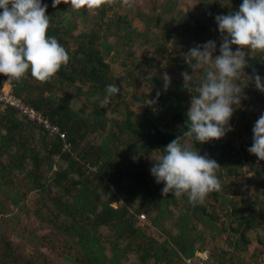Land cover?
I'll use <instances>...</instances> for the list:
<instances>
[{
  "label": "trees",
  "instance_id": "obj_1",
  "mask_svg": "<svg viewBox=\"0 0 264 264\" xmlns=\"http://www.w3.org/2000/svg\"><path fill=\"white\" fill-rule=\"evenodd\" d=\"M163 1L172 0H152L153 8L163 6ZM231 2V6L224 9H214L215 4L209 5L203 16L213 13L216 17L218 14L236 11L234 5H240L242 0ZM173 6L161 7L162 13L173 11ZM200 6L203 7L201 3ZM107 8L108 5H104L99 10H91L95 13L94 17L100 27L106 28L105 35H101L99 29L92 28L90 32H81L75 37V18L81 17V23L87 24V11L67 9L63 5L52 9L48 14L51 16L49 34L56 36L68 50L70 62L50 80L44 82L43 86L32 82L35 78L30 72L18 81L9 80L6 75L0 74V89L8 85L13 96L47 117L65 135L63 141L58 137L49 138L42 127L28 121L14 109L0 104V187L9 183L12 188L14 185L11 176L24 174L28 179L24 188L27 193L43 192L46 183L42 182V168L45 166L48 171H52L57 163L55 157L66 164L65 168L54 173L52 183L57 189L56 193L52 197L49 192L46 197L40 198V206L34 213L50 230L49 233L37 237L38 250L34 255L26 257L19 252L18 246L5 241L0 251V264H51L40 252L42 247L49 249L52 254L62 249L63 259L75 264H187V260L198 264L200 260L194 258L196 252H207V260L202 264H247L241 258V254L247 251L250 244L245 235L258 228V216H246L243 212L245 207H233L230 214H224L226 220L217 227L219 217L215 215L212 205L192 204L186 195L176 198L172 193L164 194V184L156 183L152 175L142 171V164L135 165L129 158L139 152L146 157L160 153L164 146L187 130L186 113L198 83L195 78L193 91L190 92L183 82L171 81L169 86L165 87L157 77H153L148 83V96L154 103H149L150 106H145L140 114H135L123 101L126 118L111 125L107 135H104L97 145L88 147L84 152L77 151L87 135L104 131L107 120L102 117L99 104L105 100L111 102L121 96L118 94L106 98V85L117 83L121 88L124 80L122 77L114 78L110 74L107 58L114 48L108 39L116 37V33L110 30L113 27L122 30L128 39L136 33L130 29L126 16L113 14L106 20L107 13L110 12ZM185 16L187 21L196 20L193 11H188ZM159 25L157 19L156 27ZM197 25L198 30L205 31L198 21ZM189 30L191 28L185 34L177 32L176 36L186 43L192 42L193 47L201 38L194 28L193 33ZM163 34L165 41L173 40L170 32L164 31ZM136 35L145 37L141 33ZM71 42L75 47L71 48ZM258 61L262 62L261 65ZM253 69L264 77V57L252 59L246 73L251 74ZM186 71H190L189 67ZM54 85L73 88L77 96L86 97L94 106L91 112L93 120L82 118L85 107L74 111L69 99L53 96L51 92ZM32 89L37 92L35 97L32 96ZM45 93L48 95L45 96ZM253 100L252 97L250 102L253 103ZM140 101L144 103L142 99ZM242 115L245 116V112ZM255 118L257 120L259 117ZM114 127L118 129L119 138H130L124 151H113V147L109 145L114 136L111 133ZM65 145L67 149L64 148ZM195 147L201 154L207 153L216 159L221 166L218 172H224L229 178L237 177L242 171L241 164L248 162L227 139L196 143ZM41 153H45L44 158ZM72 153L76 154L75 157ZM114 153H117V157H113ZM2 157H6V163L1 161ZM240 158L244 161L240 162ZM120 163L126 165L123 171ZM86 166L91 171L84 175ZM250 169L255 168L251 166ZM254 172L256 178L264 177V170ZM8 189L9 185L6 190ZM261 193L264 195V187L261 188ZM21 195L19 191H13L10 200L15 207L19 206L18 199ZM209 196L216 201L219 191L212 192ZM154 201H157L154 203L157 214L151 216L146 207ZM255 204L252 203L251 209H254ZM170 206L172 209L169 210ZM179 208L183 213L176 216L174 209ZM208 208L212 211H208ZM142 212H147L150 226L159 230L164 240L158 241L136 225L137 218L143 215ZM197 225L202 229H209L211 238H215L217 234L213 230L237 235L238 242L232 243L234 251L209 253L203 238L204 233ZM258 243L263 246L264 253V241ZM66 252L68 253L65 256ZM132 257L135 262L131 261Z\"/></svg>",
  "mask_w": 264,
  "mask_h": 264
},
{
  "label": "rangeland",
  "instance_id": "obj_2",
  "mask_svg": "<svg viewBox=\"0 0 264 264\" xmlns=\"http://www.w3.org/2000/svg\"><path fill=\"white\" fill-rule=\"evenodd\" d=\"M207 1V2H205ZM45 3L49 5L46 14H50L52 9H55L61 5L70 9V0H59V5L53 6L52 0H44ZM200 3L203 7H199ZM214 9H224L230 7L231 0H172L163 1V6L170 8L174 5V10L168 13H162L161 7L153 8L152 0H136L135 6L128 8L123 5L122 0H113L111 5H108V11L106 20H108L113 14L120 16H126L129 19L130 29H133L136 33L144 34L145 37H139L136 33L131 39L126 38L124 32L114 27L110 30L112 33H116L115 38H109L108 42L113 46L114 50L107 58L109 63L110 74L114 78H124L121 83V91L119 93L118 99H112L111 102L105 100V102L99 104L101 108L102 117L107 120L104 131L98 134H89L85 137L83 142L77 151L84 152L88 147L92 145H97L104 137L107 135L109 127L120 123L126 118L125 106L128 105L130 111L135 114H140L145 106H150L149 101L151 100L149 95L150 89L148 88V83L153 77H157L161 84L165 85L163 79L164 74L167 73L171 76V81L183 82L182 72L186 71L189 65H184V53H186L191 48V43H186L177 38V32L187 33L188 29L191 28V33H193V28L198 31L200 36V42L203 43L208 40L217 41V52L219 54V44L222 42V35L218 30V26L215 21V15L211 13L210 16H203L204 11L213 5ZM237 10L239 5H234ZM70 10H66V12ZM188 11H193L195 15V21H187L188 18L185 14ZM95 13L91 10L87 11L88 23L83 25L81 23L82 18H75L76 30L73 32V37L81 32H90V29L100 30L101 35L107 33L105 27H100L99 22H97L94 17ZM159 19V26L156 27V20ZM176 19V21H174ZM184 20V21H183ZM197 21L199 26H203L205 31L198 30ZM177 29V30H176ZM164 31L170 32L173 40L165 41L163 37ZM119 36V37H118ZM122 38V39H121ZM75 39V38H74ZM192 41V40H191ZM197 44V43H196ZM75 47L72 45L71 48ZM236 47V46H233ZM246 59L248 60V66L246 70L250 67V62L252 59L258 57H264V52L258 50L245 49ZM184 63V64H183ZM261 65L262 62L258 61ZM190 73H191V68ZM195 79L199 81L202 79V70L198 71L195 75ZM35 85L43 86L44 82L33 80ZM169 86V85H168ZM32 96H36L37 92L32 89ZM86 90V89H84ZM246 93V98L242 99V103L236 108V111L231 118L230 123L233 125V130L228 132L225 137L221 139H227L231 146L235 148L240 154L244 155L248 162H245L240 158V162H243L242 171L237 177L229 178L222 171L217 172L222 184V189L219 191L218 200L214 201L211 196L208 195L205 202L202 204L212 205L215 208V215L219 217L217 220V227H219L222 221L226 218L224 214H230L233 207L243 208L246 216L255 214L260 219H258V228L247 232L246 237L250 240V244L247 247V251L241 254V258L245 260V263H257L264 264V253L262 252V247L258 241H264V195L261 193V188L264 187V177L256 178L254 176L255 170H264V160H259L258 157L248 151V148L252 144L253 136V126L256 122L255 117H259L264 113V92L259 91L255 84L248 82L244 88ZM50 94V93H49ZM56 98H67L70 100L71 108L74 111H79L82 107H85V113L82 115L83 119L93 120L91 112L94 108L93 104L84 96H77L76 91L73 88L59 87L54 85V90L51 92ZM45 96L48 93L44 94ZM253 97V103L250 99ZM140 99L144 101L141 103ZM124 101V104L122 102ZM94 102V100H91ZM245 112V116L242 113ZM114 136L111 138L110 146L113 147V151H124L126 143L129 142V137L123 136L119 138L118 129L114 127L111 131ZM117 137H116V136ZM39 146V145H37ZM246 152V154L244 153ZM42 158L45 157V153L40 154ZM75 153L72 156L75 157ZM159 153H154L150 157L144 156L141 152L137 155H131L129 158L133 161V164H142V171L147 175L150 174V168L153 165L152 159H155ZM113 157H117V153L113 154ZM242 159V160H241ZM57 163L53 166L52 171H48L47 167L42 168L43 180L46 183V187L43 192H31L27 193L24 190L28 183V179L25 178L24 174H14L11 176L12 183L14 186H10L7 183L11 191L8 193L6 188L0 187V251H2V245L5 241H10L13 245L18 246L19 252L23 256L29 257L34 255L38 250L39 243L36 241L37 237L49 233V229L42 224L38 218L35 216V211L40 206L41 202H38L40 198L46 197L50 192L52 197L56 193L57 189L53 186L54 173L58 169H63L66 167L65 163L60 162L57 158H54ZM1 161L3 163L7 162L6 157H2ZM253 166L255 169L251 170L250 167ZM122 171L126 168L124 163H120ZM91 170L86 166L84 175H87ZM16 173V172H14ZM123 173V172H122ZM125 174L123 173V176ZM262 183L263 185L261 186ZM13 191H19L22 195L19 197V206L15 207L10 198L12 197ZM24 194V195H23ZM242 200L244 202H242ZM148 205L146 208L150 211L151 216L157 214V209L154 207V203ZM48 200L46 201V204ZM252 203H256L254 209H251ZM24 206V209H19V207ZM44 208H42L43 210ZM172 209V207H168ZM146 210V211H147ZM211 209L208 208V211ZM212 211V210H211ZM175 215L178 216L183 213V210L174 209ZM145 219L142 220L139 216L136 221V225L142 227L151 236L156 238L158 241H162L165 238L161 235L160 231L150 226V220L148 219L147 212H142ZM236 217L233 218L235 220ZM198 229L201 231L202 227L197 225ZM204 233L205 245L210 253H219L220 251L231 253L234 251L232 243L238 242V236L233 235L229 232L221 233L216 231L215 238H211V231L209 229H202ZM33 236V237H32ZM34 240V241H33ZM46 258L49 259L51 264H75L73 262H67L62 257V249H58L57 252L51 253L46 247L39 249ZM68 252L65 253V256ZM196 253H194V258ZM197 259V258H196ZM132 262H135V258H131Z\"/></svg>",
  "mask_w": 264,
  "mask_h": 264
},
{
  "label": "clouds",
  "instance_id": "obj_3",
  "mask_svg": "<svg viewBox=\"0 0 264 264\" xmlns=\"http://www.w3.org/2000/svg\"><path fill=\"white\" fill-rule=\"evenodd\" d=\"M122 2L132 8L136 0ZM52 3L60 4L59 0ZM112 3L113 0H70L69 4L72 10L88 11ZM48 7L44 0H0V74L9 80L18 81L30 72L38 81L46 82L69 64L68 50L49 34ZM215 21L222 35L219 54H215L216 40L197 43L184 53L192 71L181 75L190 92L196 73L202 70L186 113L187 130L164 146L150 168L156 183L164 184V194L172 193L176 198L186 195L192 204H202L210 193L222 189L217 175L221 166L209 154H201L195 144L219 140L233 130L230 121L246 98L244 88L248 82L264 92V77L255 69L251 74L245 72V49L264 52V0H242L238 10L218 14ZM163 79L167 87L171 76L165 73ZM120 91L117 83H109L106 98ZM252 132L248 151L264 160V113Z\"/></svg>",
  "mask_w": 264,
  "mask_h": 264
},
{
  "label": "built area",
  "instance_id": "obj_4",
  "mask_svg": "<svg viewBox=\"0 0 264 264\" xmlns=\"http://www.w3.org/2000/svg\"><path fill=\"white\" fill-rule=\"evenodd\" d=\"M0 104L3 107H10L21 114L28 121L35 123L36 125L42 127L44 131L48 134L49 138L58 137L62 141L65 140V135L62 133L58 126L53 125L47 117H44L40 112L33 109L32 107L25 104L19 98L12 95L11 89L8 85H4L0 89ZM64 148L67 149L65 145ZM142 220L145 219L143 215L140 216ZM195 258L200 260L198 264H202L207 260V252H196ZM187 264H193L191 260H187Z\"/></svg>",
  "mask_w": 264,
  "mask_h": 264
}]
</instances>
